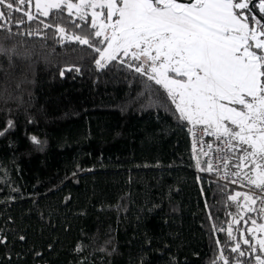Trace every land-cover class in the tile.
I'll use <instances>...</instances> for the list:
<instances>
[{"label": "trees", "instance_id": "obj_1", "mask_svg": "<svg viewBox=\"0 0 264 264\" xmlns=\"http://www.w3.org/2000/svg\"><path fill=\"white\" fill-rule=\"evenodd\" d=\"M15 7L0 5V36L16 33L0 39L13 49L0 53V131L14 124L0 135V264H256L247 229L262 217L196 174L192 125L164 90L148 81L161 95L140 96L147 77L118 61L98 69L93 48L61 43L57 26L87 36L89 17L28 20L29 2ZM240 155L230 151V173Z\"/></svg>", "mask_w": 264, "mask_h": 264}, {"label": "snow or ice", "instance_id": "obj_2", "mask_svg": "<svg viewBox=\"0 0 264 264\" xmlns=\"http://www.w3.org/2000/svg\"><path fill=\"white\" fill-rule=\"evenodd\" d=\"M25 2L19 0L20 4ZM16 4L17 0H0L7 9L21 11ZM35 7L43 16L63 8L72 16L75 9V16L82 21L91 10L93 32L69 35L67 40L93 48L99 57L94 58L98 69L118 61L140 77H147L141 80L144 92L140 96L148 93L149 98L158 99L159 89L148 81L159 85L175 105L179 120L193 127L202 125L205 135L227 137L229 151L237 148L241 153L236 167L242 171L251 165L252 175L244 173V178L264 194V0H35ZM25 15L28 20L34 19L28 12ZM0 17L6 14L0 12ZM57 32L63 43L65 29L57 26ZM15 35L9 30L0 39L11 40ZM0 53L11 60L13 49L0 45ZM11 127L14 124L8 121L0 135ZM31 139L34 144L40 143L36 137ZM208 169H212L211 162ZM241 196L249 202L246 211H252L251 205L261 199L240 192L229 199L236 201ZM252 225L247 229L255 241L250 251L259 253L255 255L256 264H264V224L252 220ZM228 237L234 239L231 229ZM243 243L248 245L250 241L243 239ZM231 251L245 255L239 243Z\"/></svg>", "mask_w": 264, "mask_h": 264}, {"label": "built area", "instance_id": "obj_3", "mask_svg": "<svg viewBox=\"0 0 264 264\" xmlns=\"http://www.w3.org/2000/svg\"><path fill=\"white\" fill-rule=\"evenodd\" d=\"M202 129L203 126L200 125L189 128L190 150L196 174L205 177L209 181L230 187L235 194L240 192L261 196V199H258L254 206L256 213L263 219L264 194L261 193V190L249 185L244 177L228 171V161L230 158V151L226 146L228 138L205 135ZM209 145H211V148L208 147ZM204 153H207V155H204ZM209 162L212 164L211 170L208 169ZM202 165L206 166L207 171L205 173L203 172Z\"/></svg>", "mask_w": 264, "mask_h": 264}, {"label": "rangeland", "instance_id": "obj_4", "mask_svg": "<svg viewBox=\"0 0 264 264\" xmlns=\"http://www.w3.org/2000/svg\"><path fill=\"white\" fill-rule=\"evenodd\" d=\"M77 2V0H75L74 2H72V3H76ZM257 3H258V0L256 1ZM29 9H30V14L32 15V14H34V13H38L39 14V12L37 11V9H36V7H35V0H30V3H29ZM90 11L91 10H89V15L87 16V17H89L90 18V21H91V15H90ZM96 11H101L100 9H96ZM73 16L74 17H76L75 16V9H73ZM86 17V18H87ZM64 35H65V33H64ZM67 36H69V35H65V38L67 37ZM102 47V46H101ZM124 60H128L129 58L128 57H124L123 58ZM135 63V62H134ZM170 75H174V74H171L170 73ZM191 125V124H190ZM245 203H246V205H248V203L249 202H246L245 201ZM246 207L247 206H245V210H246ZM251 207H252V205H251ZM261 224H264V218H263V223H261ZM254 235H256V236H260L261 235V233H254Z\"/></svg>", "mask_w": 264, "mask_h": 264}, {"label": "water", "instance_id": "obj_5", "mask_svg": "<svg viewBox=\"0 0 264 264\" xmlns=\"http://www.w3.org/2000/svg\"><path fill=\"white\" fill-rule=\"evenodd\" d=\"M257 1V0H256Z\"/></svg>", "mask_w": 264, "mask_h": 264}]
</instances>
